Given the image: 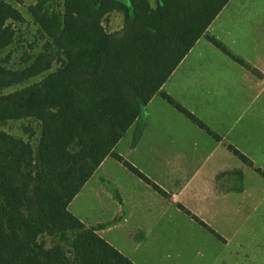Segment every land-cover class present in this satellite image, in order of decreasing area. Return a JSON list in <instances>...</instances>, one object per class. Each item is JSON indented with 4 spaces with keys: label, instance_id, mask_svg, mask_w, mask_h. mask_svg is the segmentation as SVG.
<instances>
[{
    "label": "trees",
    "instance_id": "16d2710c",
    "mask_svg": "<svg viewBox=\"0 0 264 264\" xmlns=\"http://www.w3.org/2000/svg\"><path fill=\"white\" fill-rule=\"evenodd\" d=\"M118 1L126 16L122 31L105 33L93 23V10L77 17L61 45L62 64L56 71L29 55L16 68L0 59V125L27 121L20 126L25 138L0 129V264H136L68 205L107 156L166 195L115 151L154 94L219 139L159 89L228 0H156V8L139 11L133 10L132 0ZM206 38L259 75L215 37ZM10 43V34L0 28V53ZM13 86L19 88L3 92ZM227 148L253 167L236 147ZM255 170L264 175L261 168ZM179 208L211 231L181 204Z\"/></svg>",
    "mask_w": 264,
    "mask_h": 264
},
{
    "label": "rangeland",
    "instance_id": "374dc122",
    "mask_svg": "<svg viewBox=\"0 0 264 264\" xmlns=\"http://www.w3.org/2000/svg\"><path fill=\"white\" fill-rule=\"evenodd\" d=\"M132 1L134 11L158 5L156 0ZM96 3L97 0H0V28L11 36V43L0 53V59H7V65L16 68L23 64L21 58L29 55L45 62L48 71H56L62 64L61 45L70 26L78 22L77 17L81 20V16L93 10V23L105 33L124 28L126 16L118 0H103L98 6ZM206 35L215 37L231 53L264 74V0H228L194 44H205ZM206 50L232 65L230 73L220 75L212 70L213 87L196 80V94L187 97L181 88L175 96L213 131L221 133L228 144L249 157L253 167L218 149H211L198 160L189 159L187 164L192 171L203 174H196L197 178L186 186L182 200L202 212L213 232L191 225L194 230L189 233L179 230L180 234L174 233L164 240L146 242L148 250L146 246L135 250L126 242L125 251L130 250L140 264H264V175L255 170L259 167L264 171V76L257 80L244 73L225 54L210 48L209 43ZM220 64L223 62L217 66ZM17 88L13 86L3 92ZM25 123L26 120L9 121L0 125V129L25 138L20 128ZM126 146L123 137L119 149ZM183 162H179L181 168ZM90 194L86 189L83 191L79 198H84L83 204H92Z\"/></svg>",
    "mask_w": 264,
    "mask_h": 264
},
{
    "label": "crops",
    "instance_id": "0c3cea01",
    "mask_svg": "<svg viewBox=\"0 0 264 264\" xmlns=\"http://www.w3.org/2000/svg\"><path fill=\"white\" fill-rule=\"evenodd\" d=\"M230 33L227 31V34ZM208 43L210 48L217 49L208 40L205 44L195 43L159 90L179 102L175 94L177 92L179 94L181 88L187 97H192L193 92L196 94V80L202 81L206 87H213L212 70L219 71L220 75L223 72L229 74V69L233 66L216 56L214 52L207 51ZM219 62H223L220 67L217 66ZM237 64L244 73L257 80L264 76L260 69L249 63L259 75H254ZM192 75H195V78ZM164 103L167 102L159 93L154 94L146 103L144 113L138 118L139 121L138 119L134 121L123 135L127 140L126 148L119 149L122 137L116 144L115 151L159 185L166 195H161L120 162L107 156L68 205V210L72 214L136 264L140 263L133 253L130 250L125 251V248H128L126 242L135 250L145 246L148 250L150 248L146 242L164 240L174 233L180 234L179 230L189 233L194 230L191 225L206 229L183 212L179 204L210 226L194 204L182 200L186 186L197 178L196 174H203L198 173L199 170L192 171L187 162L189 159L192 161L207 156L211 149H218L222 154L231 153L221 133L213 131L204 122L219 136V139H215L172 105ZM187 110L193 113L191 109ZM137 130V143L131 147ZM180 161H184L182 168L179 165ZM85 189L91 193L92 204H83L84 198L79 199Z\"/></svg>",
    "mask_w": 264,
    "mask_h": 264
}]
</instances>
